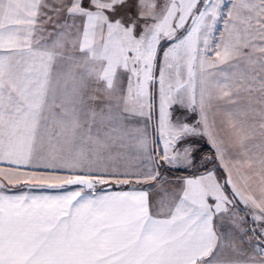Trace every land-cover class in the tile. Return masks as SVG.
<instances>
[{
    "label": "snow or ice",
    "instance_id": "obj_1",
    "mask_svg": "<svg viewBox=\"0 0 264 264\" xmlns=\"http://www.w3.org/2000/svg\"><path fill=\"white\" fill-rule=\"evenodd\" d=\"M0 264H264V0H0Z\"/></svg>",
    "mask_w": 264,
    "mask_h": 264
},
{
    "label": "trees",
    "instance_id": "obj_2",
    "mask_svg": "<svg viewBox=\"0 0 264 264\" xmlns=\"http://www.w3.org/2000/svg\"><path fill=\"white\" fill-rule=\"evenodd\" d=\"M177 175H182V173H177Z\"/></svg>",
    "mask_w": 264,
    "mask_h": 264
},
{
    "label": "crops",
    "instance_id": "obj_3",
    "mask_svg": "<svg viewBox=\"0 0 264 264\" xmlns=\"http://www.w3.org/2000/svg\"><path fill=\"white\" fill-rule=\"evenodd\" d=\"M127 187H128V186H125V190H127Z\"/></svg>",
    "mask_w": 264,
    "mask_h": 264
},
{
    "label": "rangeland",
    "instance_id": "obj_4",
    "mask_svg": "<svg viewBox=\"0 0 264 264\" xmlns=\"http://www.w3.org/2000/svg\"><path fill=\"white\" fill-rule=\"evenodd\" d=\"M241 215H243V214L241 213Z\"/></svg>",
    "mask_w": 264,
    "mask_h": 264
}]
</instances>
